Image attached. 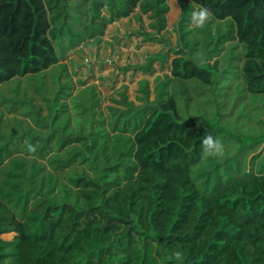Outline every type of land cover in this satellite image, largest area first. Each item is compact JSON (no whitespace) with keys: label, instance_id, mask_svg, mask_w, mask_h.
<instances>
[{"label":"trees","instance_id":"1","mask_svg":"<svg viewBox=\"0 0 264 264\" xmlns=\"http://www.w3.org/2000/svg\"><path fill=\"white\" fill-rule=\"evenodd\" d=\"M180 8L178 48L124 69L161 61L137 104L103 97L75 51L131 17L160 42L167 0H0V264H264V0ZM236 92L254 134L229 126ZM205 134L249 146L202 159Z\"/></svg>","mask_w":264,"mask_h":264},{"label":"rangeland","instance_id":"2","mask_svg":"<svg viewBox=\"0 0 264 264\" xmlns=\"http://www.w3.org/2000/svg\"><path fill=\"white\" fill-rule=\"evenodd\" d=\"M167 1L170 6V13L168 14L167 30L162 33V43L161 41L153 43L143 42L142 37L136 35L140 33L142 25L136 17H131L108 25L105 35L102 37V42L99 44L82 45L79 47V51H75L77 64L78 66H83L81 71L85 76L88 75L92 64L98 63L101 64V67L103 66V70H101L100 66H95L93 71L96 78L100 76L104 77V79L96 81V84H99L103 97L112 93L125 92L130 100L139 104L138 100L142 98L140 82L148 80L150 87L153 88L154 78L162 74L161 61L154 64L156 73L153 77L146 76L140 71H135V73L134 71H129L125 74L123 72L125 68L144 65L148 62L149 58L160 57V55L165 54L171 48L176 49L180 45L179 35L175 31V26L181 15L180 0ZM143 26L147 28L148 22L144 20ZM191 27L194 26L191 24ZM232 63H236L237 67L240 66L238 61H233ZM13 86V84L8 85L3 89L6 97L14 95V91H11L9 88ZM22 86L25 87V84L22 83ZM240 94V92L230 94L233 100L232 103L235 102L236 106L234 113L231 115L229 126H232L242 136H248L261 129L259 127L252 132L249 124L251 122H258L262 118V115L257 113L259 105L251 97H248L249 104L247 108L244 109L241 103L238 106ZM262 112L264 114V106L262 107ZM223 141L227 146V154L224 158L237 156L238 151L246 149L249 146L241 144L239 140L231 137L223 139ZM13 237V234L2 236V238L7 240H12Z\"/></svg>","mask_w":264,"mask_h":264},{"label":"clouds","instance_id":"3","mask_svg":"<svg viewBox=\"0 0 264 264\" xmlns=\"http://www.w3.org/2000/svg\"><path fill=\"white\" fill-rule=\"evenodd\" d=\"M213 12L206 6H200L191 13V24L195 28L202 29L212 20ZM30 151H35L33 146H29ZM227 154V146L219 137H214L211 134H205L201 140V157H213L223 159ZM177 260H180L183 253L179 250L173 253Z\"/></svg>","mask_w":264,"mask_h":264}]
</instances>
